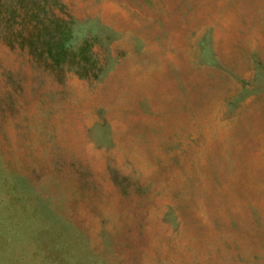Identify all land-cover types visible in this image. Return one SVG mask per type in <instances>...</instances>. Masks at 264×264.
<instances>
[{
    "label": "rangeland",
    "instance_id": "obj_1",
    "mask_svg": "<svg viewBox=\"0 0 264 264\" xmlns=\"http://www.w3.org/2000/svg\"><path fill=\"white\" fill-rule=\"evenodd\" d=\"M45 6L59 65L0 16V264H264V0Z\"/></svg>",
    "mask_w": 264,
    "mask_h": 264
},
{
    "label": "trees",
    "instance_id": "obj_2",
    "mask_svg": "<svg viewBox=\"0 0 264 264\" xmlns=\"http://www.w3.org/2000/svg\"><path fill=\"white\" fill-rule=\"evenodd\" d=\"M46 2L47 0H0V16L21 24L20 28L14 29L13 39L36 61L59 65L65 60L67 52H70V45L67 43L70 34L69 20L55 15L45 6ZM85 42L72 59L73 66L77 73L95 76L98 72L95 68L96 59L88 42Z\"/></svg>",
    "mask_w": 264,
    "mask_h": 264
}]
</instances>
